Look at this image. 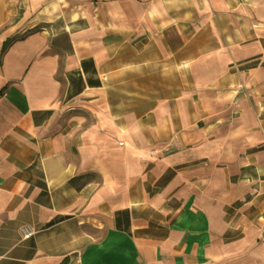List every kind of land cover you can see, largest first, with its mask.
<instances>
[{
	"label": "crops",
	"instance_id": "1",
	"mask_svg": "<svg viewBox=\"0 0 264 264\" xmlns=\"http://www.w3.org/2000/svg\"><path fill=\"white\" fill-rule=\"evenodd\" d=\"M0 264H264V0H0Z\"/></svg>",
	"mask_w": 264,
	"mask_h": 264
},
{
	"label": "rangeland",
	"instance_id": "2",
	"mask_svg": "<svg viewBox=\"0 0 264 264\" xmlns=\"http://www.w3.org/2000/svg\"><path fill=\"white\" fill-rule=\"evenodd\" d=\"M122 220H123V226H124V228L127 229L130 226L131 219L128 217L127 214H124V217L122 218ZM90 232L92 234H94L98 238H102L103 236L106 235L105 230H98L96 228H91L90 229Z\"/></svg>",
	"mask_w": 264,
	"mask_h": 264
},
{
	"label": "trees",
	"instance_id": "3",
	"mask_svg": "<svg viewBox=\"0 0 264 264\" xmlns=\"http://www.w3.org/2000/svg\"><path fill=\"white\" fill-rule=\"evenodd\" d=\"M82 178H74L71 183L76 186V188H81V186L79 185V182L81 181Z\"/></svg>",
	"mask_w": 264,
	"mask_h": 264
},
{
	"label": "built area",
	"instance_id": "4",
	"mask_svg": "<svg viewBox=\"0 0 264 264\" xmlns=\"http://www.w3.org/2000/svg\"><path fill=\"white\" fill-rule=\"evenodd\" d=\"M30 235V233H27L25 236H29Z\"/></svg>",
	"mask_w": 264,
	"mask_h": 264
}]
</instances>
